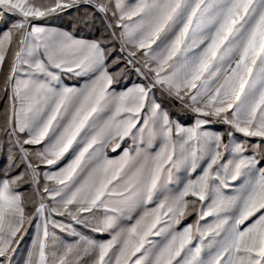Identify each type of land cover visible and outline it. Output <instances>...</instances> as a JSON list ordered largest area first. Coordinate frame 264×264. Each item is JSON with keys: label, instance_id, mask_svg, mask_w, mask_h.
Returning <instances> with one entry per match:
<instances>
[{"label": "snow or ice", "instance_id": "1", "mask_svg": "<svg viewBox=\"0 0 264 264\" xmlns=\"http://www.w3.org/2000/svg\"><path fill=\"white\" fill-rule=\"evenodd\" d=\"M79 2L0 0V16L18 17L0 34V69L17 37L19 44L4 81L10 114L0 131L12 146L9 167L20 161L26 169L0 176V264L26 221H36L26 264H264V152L256 151L264 148V0H138L131 7L85 0L106 19L111 11L115 23L108 27L120 29L112 36L148 81L119 93L110 91L119 73L109 71L105 42L37 26ZM138 53L148 58L142 68L135 67ZM62 76L87 79L69 87ZM157 86L194 114L192 126L174 123L150 98ZM212 122L226 125L225 132L201 131ZM236 133L260 138L251 155L241 142L223 144ZM130 135L138 141L135 154L125 149L110 159L105 149L116 151ZM42 143L35 153L25 147ZM229 147L230 159L222 152ZM70 149V163L45 174L54 186L41 188L30 157L54 165ZM197 169L196 179L169 194L174 172ZM29 170L40 197L34 216H26L18 191L29 183ZM238 181L235 194H225ZM189 196L192 203L210 200L199 220H214L177 230ZM75 225L111 238L89 239ZM56 229L79 239L64 244Z\"/></svg>", "mask_w": 264, "mask_h": 264}, {"label": "rangeland", "instance_id": "2", "mask_svg": "<svg viewBox=\"0 0 264 264\" xmlns=\"http://www.w3.org/2000/svg\"><path fill=\"white\" fill-rule=\"evenodd\" d=\"M38 3H43L44 0H37ZM138 0H124L126 6H133ZM18 17L12 16L10 14H5L0 16V30H10L12 28L13 22H15ZM115 23V19L112 17L111 11L107 14V19L103 13H100L94 6V4L86 3L85 0H80V2L71 8L65 9L63 11H57L47 17L41 18L37 21V26L45 28H55L61 31H67L71 33L76 39L94 41L99 40L105 42L107 48L110 50V55L108 59L109 71L113 74L119 73L116 77V82L111 86L110 91L119 93L121 91H126L128 88L132 87L135 84H147L148 81L138 74L133 66H128L124 62V56L126 57V52L120 51V40L112 36V32L115 31L117 37L119 36L120 29H112L108 27V24ZM18 37L13 40L11 49L8 56L6 57L5 65L1 69L0 73V128L4 126V121L10 106V89L9 91L4 90V81L9 76V70L12 64L13 53L18 50L19 44L17 42ZM156 45H153L155 48ZM115 58H119L120 62L118 64H113L112 61ZM139 63L135 64V67H141L148 58L144 57L142 54L138 53ZM87 77H74V76H62L61 83L69 87H80L83 85ZM150 98H154L156 102L161 104L163 110H166L169 114L170 120L174 123H179L181 126L190 127L195 122L194 114L186 108L179 100H175L173 97L167 95L159 86L154 88L150 93ZM139 127V125H138ZM227 126L212 122L207 125L202 126L201 131L209 132H225ZM135 132V129H133ZM26 135V134H25ZM79 139V137H78ZM234 142H241L244 144L246 149L244 155H251L254 151L253 146L260 144V138H246L240 133H236L233 138H229L226 135V141L223 142L224 145L231 146ZM44 144L41 145H26L29 153H35L38 150H42ZM138 146V141H134L133 137L130 135L125 137L123 141L120 142V147L116 151H112L111 146L105 149L106 155L110 159H118L124 152L125 149L129 150L131 154H135V149ZM12 146L9 144V137H7L3 131H0V176L5 172L11 175H15L18 172L25 171V167L20 161H17V164L20 165L16 168L9 167L8 155L9 149ZM14 155L19 156V152L12 148ZM256 151L264 152V148H258ZM225 158L230 159V147L225 150L222 148ZM74 153L70 149L62 158H60L54 165H46L39 163L34 156H31L35 168L36 178L39 180V186L42 188L45 183H48L49 186H54L53 182L45 180V174H54L60 171L62 168L66 167L68 163L73 159ZM264 166V165H261ZM200 174V169H197L196 172L189 175L185 171L174 172L173 173V182L168 185L169 194L178 192L182 188L183 183L188 179H196ZM239 185V181L233 184L232 188L225 189V194L234 195L236 188ZM36 185L31 183V172L29 170V183L22 184L18 190L24 191L27 197V206L26 211L33 213L35 206L38 204L40 197L35 194L34 189ZM189 201V214L186 215L180 222L179 225H176L177 230H182L184 226L188 224L195 225L199 220V213L202 208L206 210L207 204L210 203V200L204 202L196 201L195 198L189 196L186 198ZM44 202L46 204H51V201L45 196ZM155 207V204L148 205V208ZM99 214V213H98ZM87 215V214H85ZM214 217H206L204 220H199L200 226L205 224L212 223ZM135 220H124L123 226H129L131 223H134ZM97 238L99 242L107 241L111 238L110 234L105 232L103 234L98 233Z\"/></svg>", "mask_w": 264, "mask_h": 264}, {"label": "crops", "instance_id": "3", "mask_svg": "<svg viewBox=\"0 0 264 264\" xmlns=\"http://www.w3.org/2000/svg\"><path fill=\"white\" fill-rule=\"evenodd\" d=\"M4 31L6 30H0V34H2ZM0 73H1V69H0ZM174 99L178 100L176 98ZM185 103L191 104V101L187 97H185ZM18 191H20L25 197V209H26L27 206L26 193L21 190ZM25 214L26 216H34L35 209L33 210V213H31L30 215L29 213H27V211L25 212ZM56 219L63 220L65 223L70 222L68 219L62 217H56ZM35 222L36 221H33L32 223H29L28 221L25 222L24 228L21 230L20 233H18L17 238L14 240L11 246V251L9 253L8 259L5 261V264H26L27 254L31 247V241L35 235ZM75 227L77 228V231L80 232L83 236L99 242V239L97 238L98 233L93 232L90 229L84 228L83 226L80 225H75ZM51 231L52 229H50V232ZM55 233L60 238V241H62L64 244L75 243L79 239V237H72L69 236L67 233H62L60 232L59 229H56ZM85 259L87 258L85 257Z\"/></svg>", "mask_w": 264, "mask_h": 264}, {"label": "built area", "instance_id": "4", "mask_svg": "<svg viewBox=\"0 0 264 264\" xmlns=\"http://www.w3.org/2000/svg\"><path fill=\"white\" fill-rule=\"evenodd\" d=\"M124 62H125L126 65H128V66H132V65L127 64V61H126V59H125V56H124Z\"/></svg>", "mask_w": 264, "mask_h": 264}, {"label": "trees", "instance_id": "5", "mask_svg": "<svg viewBox=\"0 0 264 264\" xmlns=\"http://www.w3.org/2000/svg\"><path fill=\"white\" fill-rule=\"evenodd\" d=\"M226 141V135H225V137H224V140H223V142H225Z\"/></svg>", "mask_w": 264, "mask_h": 264}]
</instances>
